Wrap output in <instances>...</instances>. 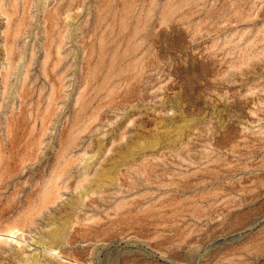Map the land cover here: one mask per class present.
Wrapping results in <instances>:
<instances>
[{
  "label": "rangeland",
  "instance_id": "374dc122",
  "mask_svg": "<svg viewBox=\"0 0 264 264\" xmlns=\"http://www.w3.org/2000/svg\"><path fill=\"white\" fill-rule=\"evenodd\" d=\"M10 229L0 264H264V0H0Z\"/></svg>",
  "mask_w": 264,
  "mask_h": 264
},
{
  "label": "bare ground",
  "instance_id": "6f19581e",
  "mask_svg": "<svg viewBox=\"0 0 264 264\" xmlns=\"http://www.w3.org/2000/svg\"><path fill=\"white\" fill-rule=\"evenodd\" d=\"M17 231H18V230H15V231H14V230H12V229H10V230L8 231V233H6V232H5V233H1L2 231H0V240H1V238L4 239V238L6 237V236L4 237L3 235H8V237H10L11 240H12L13 237H14V240H15V236H14V234H15V232H17ZM4 240H5V239H4ZM6 240H7V239H6ZM14 240H13V241H14ZM18 241H19V240H18ZM18 241H17V243H18ZM15 242H16V241H15ZM19 243H20V241H19ZM42 250H43V249H42ZM50 252H52V254H53V253H56V254L58 253V252L55 251V250H54V251L51 250Z\"/></svg>",
  "mask_w": 264,
  "mask_h": 264
}]
</instances>
